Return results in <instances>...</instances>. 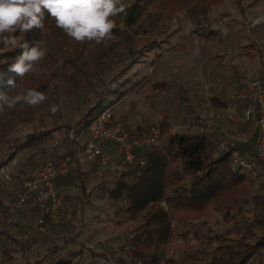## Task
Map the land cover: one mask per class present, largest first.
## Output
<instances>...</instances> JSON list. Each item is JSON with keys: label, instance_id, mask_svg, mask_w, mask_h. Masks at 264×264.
Segmentation results:
<instances>
[{"label": "rangeland", "instance_id": "rangeland-1", "mask_svg": "<svg viewBox=\"0 0 264 264\" xmlns=\"http://www.w3.org/2000/svg\"><path fill=\"white\" fill-rule=\"evenodd\" d=\"M148 30L143 26L136 36L142 44L155 39L160 47L136 58L138 62L132 64L118 84L113 79L118 77L125 60L115 53L123 55V45L119 41H86L89 54L82 68L87 75L78 72L74 76L78 89L67 90L65 85L54 84L50 94L54 98L52 105L58 106L55 114L47 110L32 123L15 120L12 110L0 115V134H4L0 137V165L6 163L0 166V199L14 200L18 196L29 169L59 163L67 156V175L74 178L65 191L57 188L65 200L58 225L45 224L42 215L30 209L0 212V264L55 263L60 259L68 264L132 261L126 243L138 224L117 211L125 204L107 198L111 182L124 167L123 159L111 149L107 167L98 171L93 162L81 155L78 143L70 139L76 135L79 141H87L86 128L76 124L104 89V104L111 109L114 122L130 133L150 132L155 121L167 119L169 134L207 131L216 143L213 129L228 127V115L247 103L248 82L255 79L264 84V0H244L242 7L227 0L213 7L200 24L183 13L154 38H149ZM94 57L99 65L110 57L116 64L98 68L93 64ZM96 68L99 76H89ZM125 79L128 82L118 95L111 94ZM154 85L161 87L154 89ZM17 105L23 113L26 105ZM252 163L256 165L257 159ZM257 171L251 191L264 195L261 160ZM66 196L71 198L66 201ZM252 211L251 203L244 205L245 219L238 216L236 224L242 226ZM223 214L209 208L199 219L175 225L173 241L165 250L166 259L183 264L186 251H195L204 246L208 237L233 229L235 224L224 221ZM251 264H258V259Z\"/></svg>", "mask_w": 264, "mask_h": 264}, {"label": "trees", "instance_id": "trees-1", "mask_svg": "<svg viewBox=\"0 0 264 264\" xmlns=\"http://www.w3.org/2000/svg\"><path fill=\"white\" fill-rule=\"evenodd\" d=\"M226 1L125 0L128 5L126 14L113 17L117 27L113 29V37L109 40L119 41L125 51L123 55L115 53L116 57L125 60V64L118 77L113 80L118 84L132 64L138 62L136 58L141 59L154 48L160 47L155 39L142 44L141 39L136 36L138 29L147 26L149 38H154L162 34L175 17L183 13L195 24H200L207 19L213 7L221 6ZM230 1L238 7H242L244 2ZM43 11V30L34 27L25 33L17 31L14 34L19 42L27 43L29 48L40 42L46 50V56L36 65L35 72L23 78L10 72V66L16 62L24 49H12L11 46L6 47L0 43V93L12 97L28 89H35L47 96V100L38 106H26L23 113H20L17 104L8 108L0 102V115L6 110H12L15 120L26 123L38 120L40 113L50 110L49 107L54 102L50 91L54 84L65 85L67 90L79 88V83H73V78L78 72L84 73L82 67L89 54L86 41L77 42L68 37L56 27L47 10ZM92 60L98 68L103 65L111 68L116 64L111 57L102 65H99L95 57ZM128 60L130 63H126ZM98 68L89 76L98 77ZM9 78L15 79V88L8 85ZM84 79L89 80L88 77ZM127 82L128 79H125L111 94L118 95L119 89ZM262 85L264 86L263 83ZM160 87L154 85L153 88ZM105 92L106 89L101 92L93 107L87 110L76 127L83 124V128L87 130L89 122L96 116L94 112L100 114L108 108V105L104 104ZM160 128L163 143L159 147L137 150L132 164L123 161V169L115 176L107 190L109 201L125 204V207L117 211H122L127 219L138 224L126 243L132 260L129 264H173L166 259L165 250L173 241L174 226L199 219L209 208L223 211L224 221L234 223L235 226L224 234L208 237L201 248L186 251L183 264H251L255 259H258V264H264V195L252 194L253 179L246 174L233 172L231 166V151L237 149L251 163L257 159L256 165L252 163L257 169L260 159L254 149V139L247 144L233 145L229 152L216 156V143L207 131L172 135L169 134L170 125L167 119L161 120ZM148 133L141 130L130 134L138 136ZM2 136L4 134H0V137ZM11 159L12 157L9 160ZM73 183L74 178L65 175L55 181V186L65 191ZM70 198L66 196V201ZM249 203L253 206V214L240 226L236 224L238 216L245 219L242 215L243 206ZM7 210L1 209L0 212L6 213ZM30 211L43 217L39 209ZM33 264L68 263L60 259L55 263L36 261Z\"/></svg>", "mask_w": 264, "mask_h": 264}, {"label": "built area", "instance_id": "built-area-1", "mask_svg": "<svg viewBox=\"0 0 264 264\" xmlns=\"http://www.w3.org/2000/svg\"><path fill=\"white\" fill-rule=\"evenodd\" d=\"M111 109L107 108L94 116L87 126V141L81 142L76 135L70 137L81 149V155L94 163L101 171L109 163V151L115 150L123 161L132 164L136 151L161 145L160 122L155 121L148 134L131 136L130 132L113 120ZM228 127L213 129L216 137V156L230 151L237 144H247L254 139V149L264 162V86L259 80L247 84V103L238 112L227 117ZM109 144V146H104ZM67 156L59 163H48L29 169L23 177L22 188L14 200L0 199L1 209H39L47 225H58L64 207L63 195L55 181L68 173ZM231 166L235 173L258 178L254 165L242 156L239 150L231 151Z\"/></svg>", "mask_w": 264, "mask_h": 264}, {"label": "clouds", "instance_id": "clouds-1", "mask_svg": "<svg viewBox=\"0 0 264 264\" xmlns=\"http://www.w3.org/2000/svg\"><path fill=\"white\" fill-rule=\"evenodd\" d=\"M128 5L125 0H0V43L12 49L22 47L23 53L16 59L9 71L23 78L36 71V65L46 56L40 42L30 47L21 43L14 35L17 31L25 33L32 28L44 29V11L54 19L56 27L77 42L95 41L101 43L113 37L117 25L113 17L126 14ZM11 88L16 81L9 78ZM47 100L45 93L28 89L24 93L9 97L0 93V102L8 108L18 103L35 107ZM55 114L58 106L51 105Z\"/></svg>", "mask_w": 264, "mask_h": 264}]
</instances>
